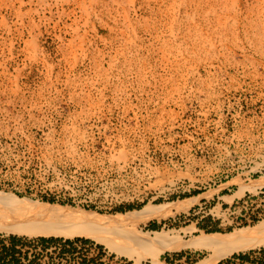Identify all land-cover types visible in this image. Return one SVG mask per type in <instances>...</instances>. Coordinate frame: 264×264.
Segmentation results:
<instances>
[{"label":"rangeland","instance_id":"obj_1","mask_svg":"<svg viewBox=\"0 0 264 264\" xmlns=\"http://www.w3.org/2000/svg\"><path fill=\"white\" fill-rule=\"evenodd\" d=\"M263 179L264 0H0V191L107 215L151 206L167 213L120 231L188 240L264 220ZM58 238L103 246L104 264L152 263ZM249 253L264 264V247L220 262Z\"/></svg>","mask_w":264,"mask_h":264},{"label":"bare ground","instance_id":"obj_2","mask_svg":"<svg viewBox=\"0 0 264 264\" xmlns=\"http://www.w3.org/2000/svg\"><path fill=\"white\" fill-rule=\"evenodd\" d=\"M263 186L264 179L250 189ZM175 208L178 209L177 205ZM166 213L147 206L140 213L99 214L70 206L19 198L0 191V232L7 235L65 238L83 236L95 239L111 249L135 258L138 262L149 258L152 260L151 264H165L158 259L165 251L176 252L182 249L206 251L209 256L195 264H216L234 254L264 247V220L226 234L202 232L188 240L181 237V232L186 234L190 228L139 234L130 230L120 231V228L124 229L142 217L154 218L164 216Z\"/></svg>","mask_w":264,"mask_h":264},{"label":"trees","instance_id":"obj_3","mask_svg":"<svg viewBox=\"0 0 264 264\" xmlns=\"http://www.w3.org/2000/svg\"><path fill=\"white\" fill-rule=\"evenodd\" d=\"M210 219L211 218L209 217L207 220ZM198 227L202 228L206 233L221 232V229L217 227L209 228L208 226L201 224H198ZM149 228L152 230H158L159 226L156 223H152ZM22 237L26 236L9 235L7 239H0V264H41L40 260L43 257V253L48 250H51L48 253L51 260L49 264H104L101 260L105 256L104 247L101 245H95L90 239L36 237L37 239L35 240L26 241V239ZM26 245H30L36 250L32 259L29 256L28 250L24 249ZM89 246L95 247L94 256H89L88 252L91 249ZM176 256L178 259H182L185 255L177 254ZM249 258L250 253L239 254L235 256L233 260H240L243 264L245 261H249ZM57 259H59V261H57ZM162 259L171 263L166 256H163ZM231 263L232 260H226L218 264Z\"/></svg>","mask_w":264,"mask_h":264},{"label":"water","instance_id":"obj_4","mask_svg":"<svg viewBox=\"0 0 264 264\" xmlns=\"http://www.w3.org/2000/svg\"><path fill=\"white\" fill-rule=\"evenodd\" d=\"M205 234H208V233H205ZM165 264H168V263L165 262Z\"/></svg>","mask_w":264,"mask_h":264}]
</instances>
